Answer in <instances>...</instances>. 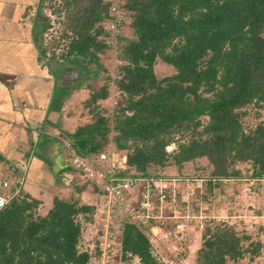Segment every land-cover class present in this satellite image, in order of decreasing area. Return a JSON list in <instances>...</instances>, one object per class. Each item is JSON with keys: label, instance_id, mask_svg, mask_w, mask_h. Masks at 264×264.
<instances>
[{"label": "trees", "instance_id": "trees-1", "mask_svg": "<svg viewBox=\"0 0 264 264\" xmlns=\"http://www.w3.org/2000/svg\"><path fill=\"white\" fill-rule=\"evenodd\" d=\"M107 9V0L56 5L50 15H61L58 39L67 40L58 60L85 73L89 64L99 70L98 54L111 50ZM121 9L131 35L116 42L118 77L92 90L85 108L105 100L109 84L121 103L111 114L94 111L89 123L65 135L73 149L94 156L110 143L123 155V174L161 176L155 174L159 169L180 172L204 159L210 182L242 179L238 165L248 166V179L264 178V124L244 132L240 122L246 107L264 110V0H122ZM47 19L40 22L41 35ZM155 63L173 72L158 78ZM171 144L175 148L166 152ZM38 205L20 192L0 210V264H87L89 254L78 250L77 217L91 219L93 208L54 196L40 216ZM118 230L123 257L164 264L153 255L145 229L123 218ZM249 239L231 225L209 221L194 264L252 259L260 244Z\"/></svg>", "mask_w": 264, "mask_h": 264}, {"label": "crops", "instance_id": "crops-1", "mask_svg": "<svg viewBox=\"0 0 264 264\" xmlns=\"http://www.w3.org/2000/svg\"><path fill=\"white\" fill-rule=\"evenodd\" d=\"M45 4L46 0H0V160L21 168L20 192L39 201L40 216L64 189H71L73 196L60 199H76L92 208L101 199L90 183L70 169L63 145L69 141L65 135L91 120L92 113L84 106L93 89L77 84L78 68L41 52ZM77 108L83 115H77ZM241 180L264 186V178L217 183ZM42 206L45 211L39 214ZM261 249L260 244L257 255L248 260L258 258Z\"/></svg>", "mask_w": 264, "mask_h": 264}, {"label": "rangeland", "instance_id": "rangeland-1", "mask_svg": "<svg viewBox=\"0 0 264 264\" xmlns=\"http://www.w3.org/2000/svg\"><path fill=\"white\" fill-rule=\"evenodd\" d=\"M60 1L46 0L45 4L48 29H45L40 39L42 40V49H45L49 58H51V53L54 58H59L63 55L67 43L66 39H58L62 30L60 24L61 15H50ZM130 35V30L123 27L121 37L129 38ZM116 57L117 51L115 48L98 54L99 70L95 68V65L90 64L86 65V73L79 69L77 84L79 86H91V89L95 90L104 83L105 78L116 79L118 77L117 67L120 65ZM154 69L158 78L168 76L173 72L169 66L160 63H155ZM121 99V95L109 84L107 99L96 105L95 108L90 106L88 112L104 111L107 114H111V111L120 105ZM80 105H82V102L77 104L78 107ZM76 111L77 115H83L80 108H77ZM242 111H244V115L241 117L240 122L244 132L253 129L257 124H264L263 109L249 106ZM201 120L204 121V118H201ZM174 148L175 146L171 144L165 150L166 152H171ZM117 158L119 163L124 160L122 154H119ZM121 166L122 164H119L120 169ZM237 167L241 171L242 179H248V166L238 165ZM208 172L209 168L204 159L183 165L180 172L175 167L169 166L155 172L156 175L191 178L193 180L190 182L187 179L188 183L176 185L175 191L178 192L179 198L178 205L173 212L170 210V206L167 205L165 207L166 210L163 215L167 218L156 222L158 227L162 229L146 232L147 238L151 243L153 255L164 264H194L196 251L201 244L200 235L202 229L209 221H214L233 226L238 235H248L250 237L249 241L252 243L258 242L262 246L259 257H256L253 262L251 261L252 259L248 260V256H244L235 262L228 261L226 264H264V186L256 183L249 184L246 182L247 180L226 184L210 182L208 181ZM202 178L207 181L204 187L198 181ZM78 182L80 181L78 180ZM255 185L258 190L254 188ZM250 189H253V193L250 192ZM203 192L205 195L201 200ZM71 193V189H64L57 196L59 198L67 197L68 199L72 198L73 195ZM99 202L100 200L93 206L91 219H86L85 216L77 217L81 228L78 250L87 252L90 258L95 256V252L90 247L95 229L98 228L97 220L96 218L94 219L95 216L93 215L98 208ZM195 207L197 208L194 210ZM44 211L45 206H42L39 209V214L44 213ZM182 214L186 216L185 219L181 218ZM122 219V217L117 216L114 220L118 236L120 234L118 227ZM249 241H244L243 246L245 247ZM87 264H92V261L89 259ZM108 264H138V260L128 255L123 257L120 251H117Z\"/></svg>", "mask_w": 264, "mask_h": 264}, {"label": "built area", "instance_id": "built-area-1", "mask_svg": "<svg viewBox=\"0 0 264 264\" xmlns=\"http://www.w3.org/2000/svg\"><path fill=\"white\" fill-rule=\"evenodd\" d=\"M107 1V20L104 23V30L108 33L107 44L113 50L123 29L122 0ZM63 145L68 152L70 169L90 183L101 196L93 215L97 220L98 228L95 229L90 247L95 252V256L90 258L92 264H108L114 253L119 251V236L114 226L117 216L126 218L139 228L145 229V232L159 230L158 226L149 225V221L156 223L167 218L163 215L165 207L170 206L172 212L176 207L178 196V192L175 191L176 185L188 183L187 179L190 182L193 180L181 177L123 174L124 162L122 160L119 163L118 153L113 150L110 143L105 151L94 156L79 155L69 141H65ZM119 164H122L121 169ZM21 172L17 164L0 160V210L20 193L24 182ZM198 181L202 184L207 182L204 178ZM185 217L182 214L181 218L185 219Z\"/></svg>", "mask_w": 264, "mask_h": 264}]
</instances>
